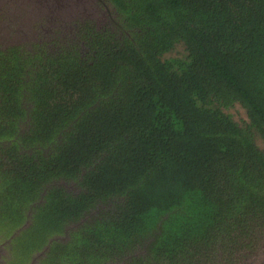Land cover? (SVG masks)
Masks as SVG:
<instances>
[{"label": "trees", "instance_id": "1", "mask_svg": "<svg viewBox=\"0 0 264 264\" xmlns=\"http://www.w3.org/2000/svg\"><path fill=\"white\" fill-rule=\"evenodd\" d=\"M111 2L101 23L0 47L6 264L249 259L264 237V0Z\"/></svg>", "mask_w": 264, "mask_h": 264}, {"label": "rangeland", "instance_id": "2", "mask_svg": "<svg viewBox=\"0 0 264 264\" xmlns=\"http://www.w3.org/2000/svg\"><path fill=\"white\" fill-rule=\"evenodd\" d=\"M18 1L15 6L16 9L21 8V11H24L21 16L22 25L18 27V32L15 30H10L7 28L6 30L3 29L4 25H0L2 28H0V31L4 33V35H1L0 37V47H4L6 45H12L13 43H23L31 41L35 38L34 33V23L43 15L40 10H37L34 7V3L31 1H25V0H13ZM20 1V2H19ZM78 2H81L76 6V10L73 9V4L69 8L68 11L65 13L69 17H75L77 15H83L85 18L93 19L97 24L101 23L102 17L105 16V13H112L113 12V4L111 0H78ZM12 3V2H11ZM10 2L7 3V6L11 4ZM2 5L0 7V11L3 12V10L7 7ZM27 6L29 9H27ZM7 9V8H6ZM8 13L11 15V11H8ZM80 13V14H78ZM32 15V16H29ZM34 16V17H33ZM13 19H16V16H12ZM17 20L19 22V19L17 17ZM4 23V19H3ZM22 29V30H21ZM0 32V34H1ZM23 32V33H22ZM22 33V34H21ZM27 33V35H25ZM179 50V47L176 48ZM233 119L240 124L243 123V121L247 118L245 110L238 104L234 105V107L228 109V111ZM259 146L264 149V142H258ZM2 237V235H0ZM4 240V239H3ZM5 240L4 242L0 243V264H6V262L9 260L10 256L8 253V249L5 247ZM259 248L256 253L252 254L249 259H239L235 264H264V237L262 240L259 241ZM4 245V246H3ZM38 253L36 252L33 255L32 262L30 264H35L37 261ZM223 261V260H222ZM225 264V263H222Z\"/></svg>", "mask_w": 264, "mask_h": 264}, {"label": "flooded vegetation", "instance_id": "3", "mask_svg": "<svg viewBox=\"0 0 264 264\" xmlns=\"http://www.w3.org/2000/svg\"><path fill=\"white\" fill-rule=\"evenodd\" d=\"M27 1H31V0H27ZM47 1H49V0H47ZM73 1L74 0H64L60 6L59 5L57 6L56 9H50V12L46 8L48 6V4L46 6H43L47 10L48 15L46 14V12L44 10H40L43 15L34 23L33 29H34V33L36 35H35V38L33 40L34 41L39 40V38H37L40 35L39 33L43 34V33H46L47 30L51 31L53 27L58 28V27H60V24H64L65 22H69L70 20H75L76 18L78 19L80 17L83 18L84 16L81 15L80 13H78L80 15H77L75 17L74 16L69 17L65 13L66 9L70 8L69 7L71 5L70 2H73ZM9 2L10 3L12 2V3L9 6H7V3H9ZM17 2L18 1H13V0H0V7L4 4H5V6H7L6 7L7 9L5 8L3 10V12L0 11V25L5 24L3 27V29H5V30L7 28H9L10 30H13V31L16 30L18 32L19 25H20V27L22 25V20H21L20 14H22L24 11H21V8H18V9L15 8L14 5H16ZM40 5L42 7V4H40ZM65 6H67V7H65ZM75 8H76V6L73 5V9H75ZM27 9H29L28 6H27ZM8 11L12 12L11 15L8 13ZM12 16H16V19H13ZM29 16H32V15H29ZM17 17L19 19V22L17 20ZM43 17H45L47 20H45ZM3 19H4V23H3ZM55 22H57V23H55ZM35 24H36L37 28H36ZM0 28H2V27L0 26ZM1 35H4V33L1 32L0 37H1ZM25 35H27V33H25ZM33 40H31V41H33ZM31 41H28V42H31ZM16 44H20V43H16ZM7 46L8 45L4 46V48H6ZM0 254H2V253L0 252Z\"/></svg>", "mask_w": 264, "mask_h": 264}, {"label": "water", "instance_id": "4", "mask_svg": "<svg viewBox=\"0 0 264 264\" xmlns=\"http://www.w3.org/2000/svg\"><path fill=\"white\" fill-rule=\"evenodd\" d=\"M44 1V2H43ZM50 1V2H49ZM49 1H47V0H31V2L32 3H34L35 5H34V7L37 9V10H44L45 12H46V14L48 15V12H47V10L43 7V6H46L47 4H48V6L46 7L48 10H49V12H50V9H56L57 8V6L59 5H61V3L64 1V0H49ZM76 0H74L73 2H70L71 3V6H72V4L75 2ZM40 4H42V7H41V5ZM71 6H69V7H71ZM65 7H67V6H65ZM69 10V8H67L66 9V11H68ZM15 233H17V232H15Z\"/></svg>", "mask_w": 264, "mask_h": 264}, {"label": "clouds", "instance_id": "5", "mask_svg": "<svg viewBox=\"0 0 264 264\" xmlns=\"http://www.w3.org/2000/svg\"><path fill=\"white\" fill-rule=\"evenodd\" d=\"M78 1V0H77Z\"/></svg>", "mask_w": 264, "mask_h": 264}]
</instances>
